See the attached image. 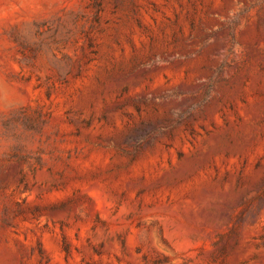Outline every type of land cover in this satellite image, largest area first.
Wrapping results in <instances>:
<instances>
[{"label": "rangeland", "instance_id": "rangeland-1", "mask_svg": "<svg viewBox=\"0 0 264 264\" xmlns=\"http://www.w3.org/2000/svg\"><path fill=\"white\" fill-rule=\"evenodd\" d=\"M0 264H264V0H0Z\"/></svg>", "mask_w": 264, "mask_h": 264}]
</instances>
